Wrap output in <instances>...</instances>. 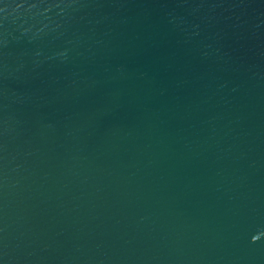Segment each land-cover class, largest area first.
I'll return each instance as SVG.
<instances>
[{
	"label": "water",
	"instance_id": "1",
	"mask_svg": "<svg viewBox=\"0 0 264 264\" xmlns=\"http://www.w3.org/2000/svg\"><path fill=\"white\" fill-rule=\"evenodd\" d=\"M0 264H264V0H0Z\"/></svg>",
	"mask_w": 264,
	"mask_h": 264
}]
</instances>
